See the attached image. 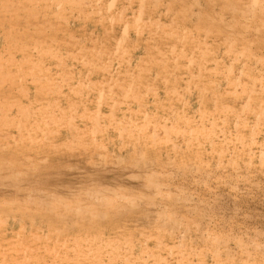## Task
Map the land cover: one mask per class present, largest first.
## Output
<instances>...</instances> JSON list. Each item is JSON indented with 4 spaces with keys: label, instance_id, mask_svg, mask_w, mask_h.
<instances>
[{
    "label": "rangeland",
    "instance_id": "1",
    "mask_svg": "<svg viewBox=\"0 0 264 264\" xmlns=\"http://www.w3.org/2000/svg\"><path fill=\"white\" fill-rule=\"evenodd\" d=\"M0 264H264V0H0Z\"/></svg>",
    "mask_w": 264,
    "mask_h": 264
}]
</instances>
